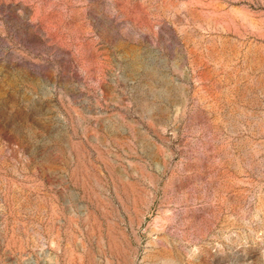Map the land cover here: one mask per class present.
<instances>
[{
	"label": "rangeland",
	"instance_id": "obj_1",
	"mask_svg": "<svg viewBox=\"0 0 264 264\" xmlns=\"http://www.w3.org/2000/svg\"><path fill=\"white\" fill-rule=\"evenodd\" d=\"M0 264H264V0H0Z\"/></svg>",
	"mask_w": 264,
	"mask_h": 264
}]
</instances>
